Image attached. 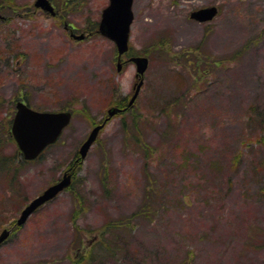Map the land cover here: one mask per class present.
<instances>
[{"label": "rangeland", "instance_id": "rangeland-1", "mask_svg": "<svg viewBox=\"0 0 264 264\" xmlns=\"http://www.w3.org/2000/svg\"><path fill=\"white\" fill-rule=\"evenodd\" d=\"M13 1L0 0V264H264V0H134L120 71L99 32L111 0H48L55 14ZM211 6L213 20L190 17ZM131 56L149 61L132 112L81 158L134 95ZM18 100L72 112L32 162L8 132ZM68 172L71 187L15 227Z\"/></svg>", "mask_w": 264, "mask_h": 264}, {"label": "water", "instance_id": "water-1", "mask_svg": "<svg viewBox=\"0 0 264 264\" xmlns=\"http://www.w3.org/2000/svg\"><path fill=\"white\" fill-rule=\"evenodd\" d=\"M134 0H111L110 5L103 11L99 32L112 39L118 50V70H121L122 55L129 50L130 27L134 14L132 10ZM36 6L55 14L51 3L48 0H37ZM218 14L216 6L201 8L191 13V18L200 22L213 20ZM75 39L81 40L85 35H75ZM130 61L137 65L138 77L142 76L148 68V59L145 57H132ZM143 80L137 86L128 107L133 106L139 96ZM17 112L12 122L11 132L21 150L25 160H34L45 150V148L55 143L61 136L63 130L71 123L72 112H40L29 107L22 100L17 102ZM123 111L118 107L108 110L106 120L95 126L88 138L80 148L81 158L87 156L88 151L97 140L100 131L106 122L113 116ZM72 184V175L66 173L56 184L48 187L41 195L33 199L21 212L17 220V225H24L30 216L42 205L59 195L63 190ZM11 230L5 229L0 234V245L10 236Z\"/></svg>", "mask_w": 264, "mask_h": 264}, {"label": "trees", "instance_id": "trees-1", "mask_svg": "<svg viewBox=\"0 0 264 264\" xmlns=\"http://www.w3.org/2000/svg\"><path fill=\"white\" fill-rule=\"evenodd\" d=\"M13 3H15L13 0H4V2H3V6L5 7V8H7V9H11V5L13 4ZM127 112H132V109H128V111ZM133 123H137V121L134 119V121H133ZM136 126V125H135ZM8 132H9V135H10V138H11V140L12 141H14V139H13V137H12V134L10 133V131L8 130ZM260 141H261V145L263 146V148H264V135L262 136V138L260 139ZM24 161V160H23ZM263 165H264V157H263ZM80 164V162H78V165ZM77 165V166H78ZM75 166V165H74ZM76 168H78V167H74V169H75V171H77V169ZM146 196H145V199H144V207L143 208H145V209H143L144 210V212H146V210L148 209V203L150 202V198L152 197V195H153V191L151 190V189H148L147 190V193L145 194ZM102 248H103V243H101V245L100 246H98V249H99V251H101L102 250ZM81 262V260H77V263L79 264Z\"/></svg>", "mask_w": 264, "mask_h": 264}]
</instances>
